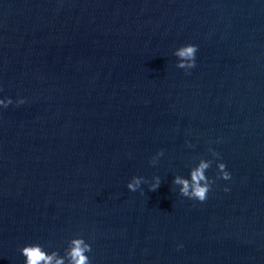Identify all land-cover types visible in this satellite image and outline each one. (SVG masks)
I'll use <instances>...</instances> for the list:
<instances>
[{
  "label": "water",
  "instance_id": "1",
  "mask_svg": "<svg viewBox=\"0 0 264 264\" xmlns=\"http://www.w3.org/2000/svg\"><path fill=\"white\" fill-rule=\"evenodd\" d=\"M0 96L26 99L0 109V264L75 234L92 264H264V0H0ZM209 147L231 181L180 196Z\"/></svg>",
  "mask_w": 264,
  "mask_h": 264
},
{
  "label": "clouds",
  "instance_id": "2",
  "mask_svg": "<svg viewBox=\"0 0 264 264\" xmlns=\"http://www.w3.org/2000/svg\"><path fill=\"white\" fill-rule=\"evenodd\" d=\"M197 52L198 46L193 43L176 47L172 51V56L175 57V67L184 70L186 73L195 68ZM25 103L26 99L23 97H17L13 100L9 96H0V109H6L13 104L19 106ZM208 152L211 158L199 157L195 159L189 166L187 176L180 174L173 176L172 185L178 190L180 196L203 203L207 200L208 194L217 180L231 181L232 174L221 158L220 153L212 147L208 148ZM163 154V151L157 152L150 160V163L155 165ZM213 163H215L216 167L215 178L207 175ZM145 184L148 185V191H155L161 185V177L153 176L151 182H149L143 176L134 175L128 181L126 187L131 192L140 191L143 195L144 189L142 185ZM229 190V187L225 185L224 191L227 192ZM178 247H182V245H178ZM18 251L24 258V264H92V259L89 255L92 251L91 238H86L83 234H75L68 238L62 254L59 250L45 247L39 242L24 244Z\"/></svg>",
  "mask_w": 264,
  "mask_h": 264
}]
</instances>
